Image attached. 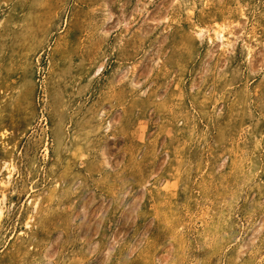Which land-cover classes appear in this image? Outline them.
Here are the masks:
<instances>
[{
	"label": "rangeland",
	"instance_id": "rangeland-1",
	"mask_svg": "<svg viewBox=\"0 0 264 264\" xmlns=\"http://www.w3.org/2000/svg\"><path fill=\"white\" fill-rule=\"evenodd\" d=\"M8 160L0 264H264V0H0Z\"/></svg>",
	"mask_w": 264,
	"mask_h": 264
},
{
	"label": "bare ground",
	"instance_id": "bare-ground-1",
	"mask_svg": "<svg viewBox=\"0 0 264 264\" xmlns=\"http://www.w3.org/2000/svg\"><path fill=\"white\" fill-rule=\"evenodd\" d=\"M200 32V31H198ZM221 32V31H219ZM218 32V33H219ZM222 33V32H221ZM223 33L221 34V37H223ZM3 165V164H2ZM3 168L5 169V175H4V179L3 180H0V184L3 186V185H7L9 182H10V177L12 175V172H13V169H14V164L11 160H8L5 162ZM6 198V193L4 190L1 191V194H0V218L3 216V213H4V200ZM36 204V201L33 203V206H35ZM28 210V209H27ZM31 211V209H30ZM28 213V212H27ZM26 213V214H27ZM31 216V215H30ZM30 216H26L25 219H24V225L25 226H28L29 225V221H30Z\"/></svg>",
	"mask_w": 264,
	"mask_h": 264
}]
</instances>
